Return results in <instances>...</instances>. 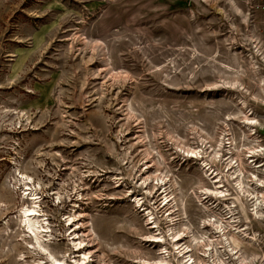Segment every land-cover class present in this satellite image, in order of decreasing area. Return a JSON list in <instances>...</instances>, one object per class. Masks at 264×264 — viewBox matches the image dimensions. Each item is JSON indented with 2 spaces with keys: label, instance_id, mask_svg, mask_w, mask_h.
I'll use <instances>...</instances> for the list:
<instances>
[{
  "label": "rangeland",
  "instance_id": "rangeland-1",
  "mask_svg": "<svg viewBox=\"0 0 264 264\" xmlns=\"http://www.w3.org/2000/svg\"><path fill=\"white\" fill-rule=\"evenodd\" d=\"M17 170L60 264H264V0H0V264H57Z\"/></svg>",
  "mask_w": 264,
  "mask_h": 264
},
{
  "label": "bare ground",
  "instance_id": "bare-ground-1",
  "mask_svg": "<svg viewBox=\"0 0 264 264\" xmlns=\"http://www.w3.org/2000/svg\"><path fill=\"white\" fill-rule=\"evenodd\" d=\"M28 116V115H27ZM24 118V117H23ZM28 119V117H26ZM210 148V147H209ZM213 148V147H212ZM156 152V151H155ZM188 153L189 156L192 158V159H199V158H202L200 156V152L199 150L198 151H189ZM201 154L202 151H201ZM214 154V153H213ZM149 155V154H148ZM190 159V160H192ZM194 160V161H195ZM193 161V160H192ZM198 161V160H197ZM39 163V162H38ZM195 163V162H194ZM238 163V162H237ZM206 165V163H205ZM213 166V165H212ZM150 167V166H149ZM149 167L146 166V169H148ZM152 167V166H151ZM207 167V166H206ZM227 167V166H226ZM244 167V166H243ZM231 169V168H230ZM19 170V169H18ZM17 170V171H18ZM18 175H19V179H18V183L19 184H22L24 186V188L22 189L23 192H22V199L25 200V203L21 206V209H20V221L19 223H16V231H15V234H16V237H18V242H20V246L23 247V249H25L27 252H37L38 254L40 255H44V254H48L49 255V258L54 261L55 263L57 264H60V261L57 260V259H54L52 254L47 252V249H46V246H44V243H47L49 242V237L50 235L48 234L50 232V228L48 226V222H47V219L44 217V214L41 215V210H40V206L38 205L39 201H40V196L36 190L37 187L35 186H32V183H33V178L28 175L26 172H21V171H18ZM211 175V174H210ZM149 176V175H148ZM233 176V175H232ZM18 177V176H17ZM214 177V176H213ZM216 177H219L218 175H216ZM215 177V178H216ZM235 177V176H234ZM240 177V176H239ZM164 179V178H163ZM162 178H160V183L164 185V180ZM166 179V178H165ZM239 179V178H238ZM152 181V180H151ZM170 182V181H169ZM222 182V181H221ZM158 183V182H157ZM241 182H239L240 184ZM247 183V182H246ZM215 184H219V186L216 188V189H219L222 187V185H220V181H216ZM245 184V183H244ZM236 185V184H234ZM242 185V184H241ZM159 186V185H158ZM243 186V185H242ZM39 187V185H38ZM260 187V186H259ZM263 187V186H262ZM41 188V187H40ZM162 188H164L162 186ZM238 188V187H237ZM242 188V187H241ZM261 188V187H260ZM16 189V188H15ZM39 189V188H38ZM244 189V188H243ZM242 189V191H243ZM205 190V189H204ZM240 190V189H239ZM165 191V190H164ZM212 191V190H210ZM9 192V191H8ZM163 192V191H162ZM221 193V192H220ZM207 194V193H206ZM211 194V193H209ZM242 194V193H241ZM244 195V194H243ZM248 195V194H247ZM254 195V194H253ZM58 196V195H57ZM80 196V199H81V196L82 194L79 195ZM250 196V195H248ZM246 197V195H245ZM252 197V196H251ZM131 198V197H130ZM78 199V198H77ZM163 204L164 206L165 205H168L171 201V199L169 200V197L168 196H164L163 198ZM259 199V198H258ZM13 200V199H12ZM130 202L142 207V204L140 203V198H138V196H133V198L130 200ZM255 202V201H254ZM40 204V203H39ZM162 204V205H163ZM255 204V203H254ZM161 205V206H162ZM260 205V204H259ZM73 207V206H72ZM256 207V206H255ZM254 207V208H255ZM260 207V206H259ZM258 207V208H259ZM264 207V205H263ZM261 207V208H263ZM142 209L146 210L148 212V221L150 224H154V220L152 218V212L150 211L149 208H144L142 207ZM258 211V210H257ZM76 212V211H75ZM257 213V212H256ZM167 217L170 218V222L171 224H173V217H171L172 215V212L170 213H167ZM69 216V215H68ZM89 214H86L85 216H81V217H88ZM76 217V216H75ZM69 221L68 224L72 223L73 224V216H69L67 218ZM261 219V218H260ZM175 223V222H174ZM89 224V223H88ZM213 226V225H212ZM224 226V225H223ZM8 227V226H7ZM9 228V227H8ZM50 229V230H49ZM75 230V229H74ZM8 231V230H7ZM11 231V230H10ZM6 232V235L11 238V234L14 232ZM74 232V231H73ZM72 232V233H73ZM222 232V231H221ZM228 235V234H227ZM14 236V235H13ZM12 236V238H13ZM170 236V235H169ZM230 236V235H229ZM47 237V238H46ZM74 237L76 239H73V240H76L75 242H73L74 244V247L76 250H80L81 248H83V241L80 240V237L78 236V233L74 232ZM153 239H151V242H156V243H159V242H165V240L163 239L164 237H162L161 235H154V236H151ZM228 237V236H227ZM170 239V238H169ZM171 239L173 241V246L175 247L174 249H177L179 255L181 256L182 259L186 258L187 257V262L185 261V263L187 264H203L201 261H198L196 262L192 256L188 258L187 256V252L185 249V247H183L179 241L182 240V236L180 237L179 234H176V235H172L171 236ZM198 239V238H197ZM197 239H193L194 241H196V245H200L202 247H208L207 246V243H203V240L199 241ZM16 240V239H15ZM210 242L212 241H209L208 245H211ZM228 243V242H227ZM232 246V245H231ZM187 248V247H186ZM190 250V249H189ZM165 252V251H164ZM162 253V252H161ZM167 253V251H166ZM83 256V258H82ZM82 261H79V260H75L74 261V264H89V253H86V252H83L82 253ZM48 257V256H47ZM168 257V256H167ZM241 261L243 262L244 261V258L241 259ZM87 262V263H86ZM169 262V261H168ZM165 259H161V260H158L156 262V264H169ZM206 264V263H205ZM221 264H223V262H221Z\"/></svg>",
  "mask_w": 264,
  "mask_h": 264
}]
</instances>
